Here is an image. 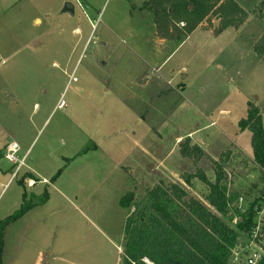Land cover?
<instances>
[{
  "label": "rangeland",
  "instance_id": "1",
  "mask_svg": "<svg viewBox=\"0 0 264 264\" xmlns=\"http://www.w3.org/2000/svg\"><path fill=\"white\" fill-rule=\"evenodd\" d=\"M204 1L214 8L185 35L188 19L150 0H0V219L23 191L47 193L6 228L4 264H121L124 220L155 187L209 207L219 178L237 199L226 216L210 210L231 228L261 196L251 134L238 127L254 106L264 131V63L252 49L261 0H233L247 18L224 30V0ZM10 142L24 159L14 177ZM195 146L203 154L191 158ZM127 192L138 208L121 209ZM255 222L232 264L264 259V202Z\"/></svg>",
  "mask_w": 264,
  "mask_h": 264
},
{
  "label": "trees",
  "instance_id": "2",
  "mask_svg": "<svg viewBox=\"0 0 264 264\" xmlns=\"http://www.w3.org/2000/svg\"><path fill=\"white\" fill-rule=\"evenodd\" d=\"M149 4L152 9L162 11L167 17L172 15L180 20L187 18L185 35H189L214 8L204 0H150ZM163 4L168 5V8ZM263 11L264 0H261L257 11L258 19L262 18ZM215 12L219 13L223 21L222 30L237 28L247 18V13L233 0H224ZM252 49L256 58L264 63V31ZM261 119L258 108L250 106L246 118L238 122V127L239 130H248L251 134L253 161L259 167L264 180V131ZM195 154L201 155L203 152L195 146L187 153L191 158ZM189 178L184 180L186 185H189ZM199 179L206 182L203 177ZM207 187L209 191L204 201L209 207L187 196L179 187H155L148 190L146 195L149 207L134 210L124 220L121 264H232L233 251L239 244L240 235L250 239L256 231L255 215L260 211V203L264 202V189L261 196L253 200L240 214L234 228H231L222 218L211 212L210 208L217 214L226 216L237 196L227 194L225 187L219 184V178L213 184L208 183ZM21 200L17 210L0 219V264H4L6 228L34 207L44 204L47 193L44 190L40 195H28L23 191ZM119 204L122 210L138 208L132 192L125 193ZM256 264H264V259L260 258Z\"/></svg>",
  "mask_w": 264,
  "mask_h": 264
},
{
  "label": "built area",
  "instance_id": "3",
  "mask_svg": "<svg viewBox=\"0 0 264 264\" xmlns=\"http://www.w3.org/2000/svg\"><path fill=\"white\" fill-rule=\"evenodd\" d=\"M18 152L19 148L16 143L10 142L5 146L3 157L6 161H8L12 166H15L16 171L13 174V177L16 175V172L23 166L24 159L18 158ZM32 183V182H31ZM31 183L29 182L28 186H31ZM33 184V183H32ZM255 234V233H254ZM255 236V235H254ZM260 259V255L257 254V252H253L252 255H250L246 259L247 264H256V262Z\"/></svg>",
  "mask_w": 264,
  "mask_h": 264
},
{
  "label": "water",
  "instance_id": "4",
  "mask_svg": "<svg viewBox=\"0 0 264 264\" xmlns=\"http://www.w3.org/2000/svg\"><path fill=\"white\" fill-rule=\"evenodd\" d=\"M62 13L73 14V6L70 3H65L63 6Z\"/></svg>",
  "mask_w": 264,
  "mask_h": 264
},
{
  "label": "crops",
  "instance_id": "5",
  "mask_svg": "<svg viewBox=\"0 0 264 264\" xmlns=\"http://www.w3.org/2000/svg\"><path fill=\"white\" fill-rule=\"evenodd\" d=\"M205 153H206V152H205ZM4 248H5V247H4V245H3V258H4V254H5V253H4ZM3 263H4V261H3Z\"/></svg>",
  "mask_w": 264,
  "mask_h": 264
}]
</instances>
